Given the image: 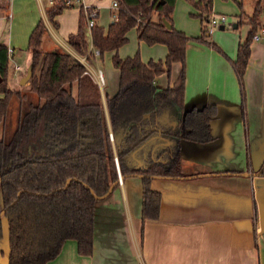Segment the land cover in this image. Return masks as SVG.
<instances>
[{
	"label": "trees",
	"instance_id": "trees-1",
	"mask_svg": "<svg viewBox=\"0 0 264 264\" xmlns=\"http://www.w3.org/2000/svg\"><path fill=\"white\" fill-rule=\"evenodd\" d=\"M188 1L200 9L202 34L197 39L211 43L202 16L213 11V0ZM117 2V16L108 30L98 24L88 30L81 7L78 30L68 37V44L89 60L94 56L92 47L99 50V57L115 52L112 63L119 71V84L112 95L103 97L86 65L68 51L42 49L47 31L43 19L29 36V89L39 101L19 112L10 140H0V242L6 221L9 264H48L68 241L76 242L79 255L91 256L96 204L120 175L141 179L143 223L159 219L161 193L152 189V181L183 178L182 141L206 144L214 140L211 121L217 105L185 108L190 37L174 25L176 0ZM66 7L65 0H55L48 8L47 18L55 27L56 16ZM258 14L257 10L250 17L247 38L238 44L233 61L245 122L244 75L254 35L261 29ZM134 27L139 40L167 46L164 61L145 64L140 52L126 58L119 55ZM175 62L181 70L173 84H156L163 72L170 74ZM9 71V47L0 43V121L7 118L14 95L24 98L9 87ZM256 174L264 176V162Z\"/></svg>",
	"mask_w": 264,
	"mask_h": 264
},
{
	"label": "crops",
	"instance_id": "crops-1",
	"mask_svg": "<svg viewBox=\"0 0 264 264\" xmlns=\"http://www.w3.org/2000/svg\"><path fill=\"white\" fill-rule=\"evenodd\" d=\"M83 1L103 5L100 8L93 6L101 12L97 24L108 30L113 22L115 0ZM229 1L232 0H213L212 9L221 14L226 9L232 11L238 18L231 25L234 29L242 25L244 14L248 24L257 10L259 25L264 27V0H255L253 10L248 12L241 8L243 0H235L240 10ZM192 5L188 0H176L173 12L175 27L190 37L186 49L185 108H202L208 103L217 105V115L211 121L214 140L206 144L182 141L183 178L152 181V189L161 193L159 219L143 223L141 179L135 176L123 178L96 204L93 254L79 255L76 242L68 241L61 254L48 264H264V176L256 174L264 162V40L252 43L244 75L245 122L233 61L238 44L247 36L245 39L240 36L231 48L226 47L216 33L213 39L209 35L208 42L211 43L198 40L202 34L200 9L194 5L193 9ZM0 6L5 8L0 10V43L14 49L8 84L24 95L22 100L31 96L30 81H22L31 69L29 36L41 19L47 26L43 50L68 51L86 65L94 78L97 70L104 72L101 61L104 58L109 78L116 75V79L110 80L109 86L100 85L103 97L105 93L117 92L119 71L108 62V59L112 61L114 51L106 52L103 58L94 54L89 60L68 44L69 35L78 30L81 6L64 8L55 18L56 27L47 18L51 6L49 0H0ZM154 15L157 19V14ZM226 25L227 22L224 28L222 25L219 28L223 30ZM127 37L128 41L137 43L145 64L165 60L168 54L165 44L147 45L139 40L136 27L128 31ZM124 46L118 50L122 58L137 53H127ZM148 49L154 51L150 57L145 54ZM171 70V74L163 72L159 75L155 83L162 87L172 85L181 64L175 62ZM2 96L0 93V98ZM21 101H18L20 105L14 116L15 127ZM6 121L7 118L0 121V126L4 128ZM0 264H9L6 221L0 242Z\"/></svg>",
	"mask_w": 264,
	"mask_h": 264
},
{
	"label": "rangeland",
	"instance_id": "rangeland-1",
	"mask_svg": "<svg viewBox=\"0 0 264 264\" xmlns=\"http://www.w3.org/2000/svg\"><path fill=\"white\" fill-rule=\"evenodd\" d=\"M88 1V0H87ZM220 2H221V0H219ZM89 3H87V4H92L91 6H93V5H98V8H100V6L102 7L103 5H101V4H97V3H92L91 1H88ZM113 2V1H112ZM228 2V1H227ZM230 2V4L232 5H235L236 6V8H237V10L239 9V6H238V2L237 1H235V0H232V1H229ZM254 3H255V0H243V5H242V9L243 10H245V11H251V10H253V7H254ZM262 5L264 6V2L262 3ZM80 7V5H77V4H74L73 5V7ZM69 7H71V6H69ZM94 7V6H93ZM192 7H193V9H195L194 8V6L192 5ZM3 8V10H5V8L4 7H1L0 6V10ZM240 10V9H239ZM100 11V10H99ZM113 11H114V9H113ZM224 13H225V15H226V17H227V25L225 26L226 28L225 29H223V30H221L220 28H219V26L218 27H216L215 29H213L212 31H211V39H213L214 38V34L216 33V35H219V37L225 42V44H226V47H228V48H231L232 46L234 47L235 45H236V42H237V40H238V38L240 37V36H242V38L243 39H245L246 38V36H247V33H248V24H247V16L244 14V18H243V23H242V25L240 26V27H238L237 29H234L231 25H232V23H235V22H237V20H238V18L235 16V14L234 13H232V11H229L228 9H226L225 11H223ZM100 14H101V12H99ZM213 13H215V14H221V13H218V12H215V11H213ZM223 13V14H224ZM99 15V14H98ZM155 16V15H154ZM98 18H99V16H98ZM98 18H97V22H98ZM231 23V24H230ZM230 24V25H229ZM260 28H261V26H260ZM259 33H261V31L259 30L258 31ZM215 43H217L218 44V42L217 41H215ZM255 43H258L256 40H254L253 41V44H255ZM147 45H149V44H147ZM149 46H152V45H149ZM148 47V46H147ZM20 50V49H19ZM123 50L124 51H126L127 53H130V52H133V53H136V52H140V55H141V57H142V53H141V50H140V48H139V46L137 45V43L135 42V41H133V40H129L128 42H126L125 43V46L123 47ZM154 53V51H152V50H150V49H148V50H146L145 51V54H146V56H148V57H150L152 54ZM104 57V56H103ZM102 57V58H103ZM104 59V58H103ZM103 59L101 60L102 61V66L104 67V75H105V84H104V86L106 85V86H109L110 85V80L113 82V80H115L116 78V75L115 76H112V77H110L109 78V75H108V71L106 70V68H105V65L103 64ZM108 62L111 64V67H113L114 68V66H113V63H112V61L110 60V59H108ZM174 64V63H173ZM172 68V67H171ZM172 71V70H171ZM171 71H170V74H171ZM20 83H21V79L20 80H18ZM17 81V82H18ZM117 82H119V72H118V74H117ZM19 85V84H18ZM105 86V87H106ZM21 93V92H20ZM30 93H31V96H29L28 94L29 93H27V94H25V95H27V97L29 96V98L31 99V100H29V98L28 99H26V101L25 100H22L21 101V97H19L18 95H14L13 97H15L14 98V101H13V103H12V105H11V107H10V109H9V112H8V116H7V121H6V124H5V127L3 128L2 126H0V129L1 128H3L2 129V136H1V138L0 139H5V140H10V138H11V136H12V131H13V129H14V127H15V124H16V121L14 120V116H15V114L18 112L17 110V108L19 107V105H20V103L18 102V101H21V104H22V106H21V111H25L27 108H28V106H29V102H33V103H37L38 102V100H39V98H38V96L36 95V93L35 92H33V91H30ZM22 95V94H21ZM22 96H24V95H22ZM12 97V98H13ZM25 98V97H24ZM16 112V113H15Z\"/></svg>",
	"mask_w": 264,
	"mask_h": 264
},
{
	"label": "built area",
	"instance_id": "built-area-1",
	"mask_svg": "<svg viewBox=\"0 0 264 264\" xmlns=\"http://www.w3.org/2000/svg\"><path fill=\"white\" fill-rule=\"evenodd\" d=\"M65 1L68 6H73L74 3H77L83 8L88 30H90L92 27H94L97 24L99 11L96 7L85 4L83 0H65ZM49 3L50 5H53L55 3V0H49ZM117 7H118V2L117 0H115L113 3V9H114L113 19L116 18L117 16V13L115 11ZM202 21H203V26L207 31V33L211 34V31L216 27L220 25H225V23L227 22V17L225 14H215L213 13V11H211L208 13H203ZM260 31L261 33L258 32L254 35V40L256 41L264 40V27L261 28ZM93 53L95 55H99V50L93 49ZM13 54H14V49L9 48L10 59L11 57H13ZM17 67L19 66L17 65ZM95 78L99 85L103 86L105 84V75L102 70L99 69L96 71Z\"/></svg>",
	"mask_w": 264,
	"mask_h": 264
},
{
	"label": "water",
	"instance_id": "water-1",
	"mask_svg": "<svg viewBox=\"0 0 264 264\" xmlns=\"http://www.w3.org/2000/svg\"><path fill=\"white\" fill-rule=\"evenodd\" d=\"M164 22H165V24H166V26L167 27H171V24L167 21V20H164ZM221 28H224L223 27V25L221 26ZM31 75H32V69H30L29 70V72L27 73V75L24 77V79H23V83H25V82H27L29 79H30V77H31ZM2 81V78H1V76H0V82ZM124 177L122 176V175H120V177H119V180H122ZM119 184V182H116L115 184H113L112 186H111V188H110V190H109V192H108V194L106 195V196H108L110 193H111V191L117 186ZM105 196V197H106Z\"/></svg>",
	"mask_w": 264,
	"mask_h": 264
}]
</instances>
